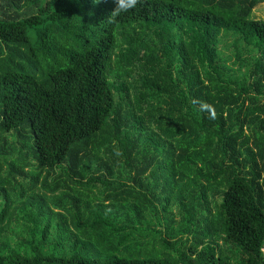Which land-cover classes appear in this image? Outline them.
Returning <instances> with one entry per match:
<instances>
[{
  "label": "trees",
  "instance_id": "trees-1",
  "mask_svg": "<svg viewBox=\"0 0 264 264\" xmlns=\"http://www.w3.org/2000/svg\"><path fill=\"white\" fill-rule=\"evenodd\" d=\"M262 2L0 0V264H264Z\"/></svg>",
  "mask_w": 264,
  "mask_h": 264
},
{
  "label": "rangeland",
  "instance_id": "rangeland-1",
  "mask_svg": "<svg viewBox=\"0 0 264 264\" xmlns=\"http://www.w3.org/2000/svg\"><path fill=\"white\" fill-rule=\"evenodd\" d=\"M251 14V16L255 19L264 20V2L257 4ZM21 62L23 65H25V68L28 69V62L26 60H23Z\"/></svg>",
  "mask_w": 264,
  "mask_h": 264
},
{
  "label": "clouds",
  "instance_id": "clouds-1",
  "mask_svg": "<svg viewBox=\"0 0 264 264\" xmlns=\"http://www.w3.org/2000/svg\"><path fill=\"white\" fill-rule=\"evenodd\" d=\"M134 3V0H129V7L132 6V4Z\"/></svg>",
  "mask_w": 264,
  "mask_h": 264
}]
</instances>
